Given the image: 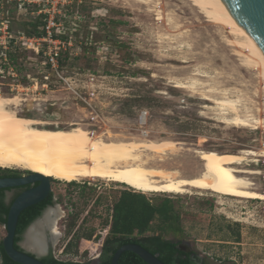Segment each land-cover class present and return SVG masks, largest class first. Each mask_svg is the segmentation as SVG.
<instances>
[{
    "label": "rangeland",
    "instance_id": "374dc122",
    "mask_svg": "<svg viewBox=\"0 0 264 264\" xmlns=\"http://www.w3.org/2000/svg\"><path fill=\"white\" fill-rule=\"evenodd\" d=\"M144 1L0 0V22L8 20L11 34L40 17L46 23L52 16L61 22L54 38L66 41L60 73L65 81L44 68L43 58L26 51L20 53L27 58L19 60L22 70L0 69V96L20 97L18 105L9 108L45 122L47 128L79 126L104 139L175 141L179 154L168 157L175 166L199 161L191 153L198 149L221 153L262 149L264 81L258 70L242 64L244 49L238 42L243 36L229 25L208 22L189 0ZM66 84H72L91 106ZM87 93L94 96L89 99ZM249 114L262 124L246 128L230 122L233 115ZM250 168L261 171L251 180L264 191V158ZM3 169L34 173L15 165ZM50 181L54 200L50 209L59 212L51 252L59 260L98 258L112 237L113 205L121 193L132 192L153 205L170 201L180 229L165 238L189 242L206 261L264 264L263 201L213 190L194 191L202 195L147 194L102 179L75 185ZM21 191H7V204ZM157 227L154 222L146 235L156 234ZM5 236V225L0 223V241ZM83 239L90 241L85 248ZM35 240L24 237L18 244L45 255ZM68 243L72 245L66 251Z\"/></svg>",
    "mask_w": 264,
    "mask_h": 264
},
{
    "label": "bare ground",
    "instance_id": "6f19581e",
    "mask_svg": "<svg viewBox=\"0 0 264 264\" xmlns=\"http://www.w3.org/2000/svg\"><path fill=\"white\" fill-rule=\"evenodd\" d=\"M189 1L208 22L229 25L233 31L243 36L244 40L238 42L244 49L240 55L242 64L258 70L264 81V54L235 20L224 2ZM19 98L0 96L1 168L15 165L68 183L108 180L147 194L202 195L194 191L213 190L222 195L264 202V191L257 190L251 180L253 176H261V171L250 168L252 164L258 165L260 159L264 158V146L258 151L248 149L237 153L198 149L191 153L199 161L181 162L179 166H175L170 163L172 159L168 160L169 156L179 154V143L175 141L104 139L79 126L68 129L47 128L45 122L19 116L9 108L10 105H18ZM225 104L236 106L233 101H226ZM141 122H144L143 117ZM230 122L246 128H256V125L262 124V121H253L250 114L248 117L233 115ZM58 213V210L49 208L31 227L29 238L37 239L43 251L46 250L43 231L50 222L55 230Z\"/></svg>",
    "mask_w": 264,
    "mask_h": 264
},
{
    "label": "trees",
    "instance_id": "16d2710c",
    "mask_svg": "<svg viewBox=\"0 0 264 264\" xmlns=\"http://www.w3.org/2000/svg\"><path fill=\"white\" fill-rule=\"evenodd\" d=\"M44 24L45 23L42 22V17H40L38 20L26 24V28L17 31V34L25 33L28 37L41 38L44 36V31H39L38 28L39 26L43 27ZM28 26L31 27L30 30H27ZM9 29L11 31V26H9ZM26 51L27 50H23L19 46H11L5 51L6 61H4V57L1 56L2 52L0 50V69H4L5 71L13 70L14 72L22 70V65L19 60L23 63L27 58L23 56L20 57V53L25 54ZM32 53L35 57H38L34 52ZM60 62L62 63V57ZM0 173L13 174L12 176H18L16 174H19L16 170L3 169L1 167ZM68 184L75 185V182ZM29 187L30 186H26L25 188ZM4 191H6V189L0 190V196H3ZM53 203V194L50 192L43 201L21 212L18 218L14 239V247L17 250L22 251L18 243L23 238L26 229L34 220L41 216L46 207L53 205ZM10 205L11 204L6 205L0 198V223L3 225H6ZM112 211L113 220L110 225V234L112 237L107 239L104 243V250L99 262L59 260L55 258L52 253L40 258V260L44 264H111V259L118 248L125 244H138L165 264H195L190 260L188 254L177 248L178 241L165 238L167 234H176L180 229L178 226L179 217L174 212L170 201H163L160 205H153L144 196H139L132 192H123L113 205ZM154 222L158 225V232L156 234L146 235L148 232H152L151 226ZM71 228L72 225H69V230H71ZM89 242V240L83 239L81 248H85ZM71 245L72 243L66 245V251H68ZM90 246V249L94 247L92 244ZM0 264H18L7 256L3 248L2 240L0 241ZM118 264L146 263L136 254L127 251L121 254Z\"/></svg>",
    "mask_w": 264,
    "mask_h": 264
},
{
    "label": "water",
    "instance_id": "95a60500",
    "mask_svg": "<svg viewBox=\"0 0 264 264\" xmlns=\"http://www.w3.org/2000/svg\"><path fill=\"white\" fill-rule=\"evenodd\" d=\"M235 20L248 32L264 54V0H222ZM51 179L41 174L0 178V190L30 186L22 191L11 203L6 221V236L2 239L7 256L18 264H44L40 257L14 247L18 218L23 210L43 201L51 192ZM37 184V185H35ZM51 208V207H49ZM26 229L24 237L29 239L32 225L41 219L44 213ZM44 250L43 252H45ZM132 252L146 264H165L155 255L138 244H125L114 253L111 264H118L124 252Z\"/></svg>",
    "mask_w": 264,
    "mask_h": 264
},
{
    "label": "built area",
    "instance_id": "2783aa9c",
    "mask_svg": "<svg viewBox=\"0 0 264 264\" xmlns=\"http://www.w3.org/2000/svg\"><path fill=\"white\" fill-rule=\"evenodd\" d=\"M57 21V22H56ZM50 16L47 22L43 25L42 30L44 31V36L41 38L28 37L25 33L11 34L9 30V22L4 19L0 22V50L1 56L4 57L6 61L5 51H7L11 46H19L23 50L34 52L39 58H43L44 68H49L56 77L60 80L65 81V79L60 75L61 73V54L65 48L66 41L55 39L54 36L60 31L61 22ZM3 40V42H2ZM4 43V44H3ZM6 43V44H5ZM7 45V47H6ZM89 82L93 83L95 78L93 76L89 77ZM68 89L71 90L75 96L82 99L85 104L91 106L89 101L81 95L80 92L75 90L72 84H66ZM77 91V92H76ZM89 99L94 96V93L86 94Z\"/></svg>",
    "mask_w": 264,
    "mask_h": 264
},
{
    "label": "flooded vegetation",
    "instance_id": "af4514ba",
    "mask_svg": "<svg viewBox=\"0 0 264 264\" xmlns=\"http://www.w3.org/2000/svg\"><path fill=\"white\" fill-rule=\"evenodd\" d=\"M13 174H6V173H0V178H8V177H21V176H27V175H25V174H16V175H18V176H12ZM35 185H37V184H35ZM20 188H23V191L24 190H26V189H28V188H25V187H20ZM257 189V188H256ZM9 190H11V189H6V191H4V193H3V196H0V198L2 199V201L6 204V205H9V204H11L12 203V201L22 192H20L17 196H15L8 204H7V194H6V192L7 191H9ZM53 202H54V200H53ZM49 207H51V206H48V207H46V208H49ZM45 208V209H46ZM45 209L43 210V212L45 211ZM43 212H42V214H43ZM51 230V231H50ZM44 233H45V236H44V244L46 245V254L45 255H39V254H37V253H33V252H29V251H26V250H24L23 248H21L23 251H25V252H28V253H30V254H33V255H35V256H38V257H40V258H42V257H44V256H47V255H49L50 253H52L51 252V250H52V237H54V236H56L57 234H56V232H55V230L53 229V227H52V222H50V224H49V226L47 227V229H45L44 231H43ZM23 238H24V236H23ZM23 238L21 239V240H23ZM20 240V241H21ZM19 241V242H20ZM36 245H38L39 246V241L38 240H35V242H34ZM103 247L104 246H102V250H101V252H100V255L98 256V258H95V259H93V261L94 262H99V260H100V257H101V255H102V252H103ZM177 248L180 250V251H182V252H184V253H186V254H188L189 255V257H190V260L193 262V263H195V264H212L211 262H209V261H206L205 260V258L203 257V256H201V255H199V253L196 251V250H194V249H192L191 248V246H190V244H189V242H187V241H185V240H181V241H178V243H177ZM42 251H43V249H41ZM219 263H221V261L219 262Z\"/></svg>",
    "mask_w": 264,
    "mask_h": 264
},
{
    "label": "crops",
    "instance_id": "0c3cea01",
    "mask_svg": "<svg viewBox=\"0 0 264 264\" xmlns=\"http://www.w3.org/2000/svg\"><path fill=\"white\" fill-rule=\"evenodd\" d=\"M90 262H93V260H90Z\"/></svg>",
    "mask_w": 264,
    "mask_h": 264
}]
</instances>
